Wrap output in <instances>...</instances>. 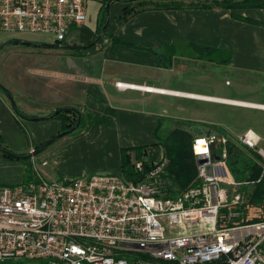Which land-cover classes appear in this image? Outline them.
I'll return each instance as SVG.
<instances>
[{"label":"built area","instance_id":"built-area-1","mask_svg":"<svg viewBox=\"0 0 264 264\" xmlns=\"http://www.w3.org/2000/svg\"><path fill=\"white\" fill-rule=\"evenodd\" d=\"M86 20L85 0H0V32L51 34L64 44ZM232 138L264 169L262 139L253 130L196 139L194 154L206 159L197 165L200 184L175 198L162 190L166 160L137 183L104 173L0 187V263L129 264L128 255L141 253L176 264H264V203L259 222L233 225L256 206L242 209V183L228 166ZM135 168L142 172L143 162Z\"/></svg>","mask_w":264,"mask_h":264},{"label":"crops","instance_id":"crops-1","mask_svg":"<svg viewBox=\"0 0 264 264\" xmlns=\"http://www.w3.org/2000/svg\"><path fill=\"white\" fill-rule=\"evenodd\" d=\"M103 1L85 0L87 20L84 25L75 27L79 32L72 31V28L69 30L64 45H84L94 39ZM94 2L101 4L95 23L91 20L88 22V4ZM196 5L186 3L181 9L170 10L148 3L142 12L120 25L125 8H131L134 4L115 1L109 9L107 34L90 48L86 57L68 56L65 59L68 68L77 66L79 72L59 71L67 76L59 79V75H55L48 88L35 83H20L17 87L0 82L11 92L23 114L30 118H47L31 121L20 118L9 99L0 92V137L7 147L19 154L35 150L22 130L23 125L29 127L39 145L60 133L61 123L48 119L59 109L72 107L94 117H103L110 107L113 114L106 117L111 125L94 124L72 144L64 145L59 150L50 149L49 160L51 166L58 167V174L62 173L59 177H82L85 169L88 172L120 173L123 148L145 146L146 160L157 164L165 160L158 139L159 117L161 113H166V104L171 105L175 100L207 108L206 111L200 108L199 112L195 109L190 116L214 129L213 132L202 129L201 133H196L198 137L218 135L216 131L219 129L231 137L242 135L247 130L256 132L251 124L241 126L240 121L236 123L235 119L220 120L217 111L228 106L264 111L263 104L219 96L213 92L189 91L174 86L172 79L176 76L184 78L187 75L183 74L188 71H191L194 79L204 77L221 65L244 72L264 73V26L233 17V14H237L264 23V10L233 11ZM114 38L116 42L112 41ZM196 47L222 51L223 56L230 57V62L220 64L203 59ZM118 84L135 87H119ZM179 109L182 113L184 108L180 105ZM256 133L262 139V148L264 139ZM73 159L79 165L73 166ZM0 161L16 163L1 153ZM21 178L15 186L25 183L23 172Z\"/></svg>","mask_w":264,"mask_h":264},{"label":"rangeland","instance_id":"rangeland-1","mask_svg":"<svg viewBox=\"0 0 264 264\" xmlns=\"http://www.w3.org/2000/svg\"><path fill=\"white\" fill-rule=\"evenodd\" d=\"M122 3V2H119ZM101 4L99 2L89 3L88 4V22L91 20L93 23L97 20V14L99 13ZM106 10V9H105ZM104 17V11L99 16L101 21ZM95 26V25H94ZM72 31L79 32V29L72 28ZM14 38L32 41L34 43H45L53 44L54 36L51 34H42V33H14V32H0V45L3 43L13 40ZM88 50L84 51H74L68 48L63 49H48V48H37L24 46L21 44H8L0 50V82L13 84L14 86L19 87L21 85L35 83L41 87H47L51 85L54 81L55 75L61 77H66L67 71L77 73L79 69L77 66L68 68L65 59L70 56L74 58L86 57ZM77 56V57H76ZM226 57V56H224ZM214 71L210 75H204V77L193 78L191 71H188L187 76L184 78H178L177 76L172 79V84L174 86H180L189 91L196 92H205V93H216L219 96H225L229 98L240 99L248 102L258 103L264 105V73H255V72H244L232 68V66H216L213 68ZM65 73H58V72ZM210 76V77H208ZM187 77V82L184 81ZM183 106V110L180 113L179 106ZM157 107V104H155ZM178 109H175V108ZM72 108V107H71ZM166 113H161L160 118V130L158 134V139L162 142L167 140L168 134L174 128H185L189 129L190 132L194 133L196 131L210 130L214 131L212 126H207L204 122L192 119V113H195V109L199 112L200 108L203 109L202 105H197L191 102H182L173 101L171 105L166 104ZM75 109V108H72ZM206 107L203 109L206 111ZM157 110V109H156ZM219 119L225 121H240V125L246 123L251 124L254 130L258 132L264 139V111L257 109H245L240 107H221L218 109ZM23 118V117H20ZM25 119V118H24ZM53 119V118H52ZM235 119V120H234ZM28 120V119H27ZM61 125L62 121L58 118ZM31 121V120H30ZM197 121V122H196ZM86 121L83 123V126L79 129H76L74 132L65 136L62 139H58L54 144H52L47 149L46 152H41L35 157H31L30 152H26V156L29 159L26 160H11L16 163H4L0 161V187H12L19 184L21 180V173L24 174V181H29L30 177L39 179H45L48 181H60L63 179H76L78 177H59L58 167L50 163V151L54 149L64 148V145L72 144L73 141L77 140L84 136V128L86 126ZM91 127V126H90ZM23 132L27 135L29 142L32 143L33 147L36 148L39 146L33 132L30 131L29 127L22 126ZM62 130V127H61ZM60 130V132H61ZM66 132V131H64ZM63 133V132H62ZM57 133L54 136L60 135ZM205 135V134H204ZM207 136V135H205ZM51 139V138H50ZM50 139L48 141H50ZM46 141V142H48ZM45 142V143H46ZM5 144V142H4ZM44 144V143H43ZM6 145V144H5ZM7 146V145H6ZM264 149V142L261 144ZM51 149V150H50ZM217 152L220 153V145L216 143ZM11 150V149H10ZM14 152V151H13ZM252 155L248 151H242L240 148L238 151H235L234 154H231L228 161V166L231 169L235 178H244L247 176L250 171L247 163H250ZM47 160L48 165L42 166V162ZM73 166L79 165L77 161L73 159L71 162ZM258 165L261 164L258 162ZM262 167V166H261ZM84 176H93L96 174H119L116 172H104V171H89L85 169ZM25 172V173H24ZM62 172V171H60ZM251 173V172H250ZM31 178V179H32ZM243 185L249 186L253 183L247 181V179L239 180ZM18 182V183H17ZM21 182V181H20ZM239 186V188L241 187ZM238 188V190H239ZM232 194V189L229 190ZM243 194V193H242ZM245 196V195H244ZM247 199L245 196L244 206L242 209L249 208ZM259 207H254L249 210V216L247 218L251 219L252 217L258 216L260 213ZM234 236H237L238 233H233ZM128 257H134V253L128 255ZM130 263V262H129ZM2 264V263H0ZM4 264H39V262H30L28 260H20L18 263L15 261H7ZM45 264V263H41ZM135 264H150V262L139 261Z\"/></svg>","mask_w":264,"mask_h":264},{"label":"trees","instance_id":"trees-1","mask_svg":"<svg viewBox=\"0 0 264 264\" xmlns=\"http://www.w3.org/2000/svg\"><path fill=\"white\" fill-rule=\"evenodd\" d=\"M112 1H119L123 3H131L134 4L131 8H125L124 15L122 19L119 21V24L122 25L125 22L129 20L133 15L138 14L142 12L147 6L148 3H152L157 5L156 7L160 9H181L186 3L189 4H197L196 6H199L201 8H211V7H219L226 10H233V11H241V10H250V9H260L264 10V0H169V1H136V2H129V0H104L103 3V11H104V17L100 21L98 25V30L94 36L93 41L100 40L99 34L106 24V21L108 19V14L106 12V4ZM233 17L236 19L254 24V25H263V22L255 21L248 18H243L242 16H239L237 14H233ZM104 34H107V30ZM13 40H20V39H13ZM11 41V40H10ZM112 41L116 42L117 40L114 38ZM11 44V43H10ZM58 50L63 48H68L69 45L64 44H58ZM196 50L198 51V55L206 59L210 62H217L220 64H229L230 57L226 56L224 57L222 54V51L205 48V47H196ZM219 57V58H218ZM2 85V84H1ZM0 92L8 99L5 92L0 89ZM72 108H62L59 109L61 112L56 115L53 119H60L62 121V130L60 133L64 131H69L72 128H74L79 119V115L81 116L80 125L77 129L81 128L83 126V123L86 121V126L84 128V132L88 131L90 126L94 124H107L111 125V121L107 119V115L113 114V109L110 107L107 108L106 114L103 117H94L90 113H84L81 110L76 109L79 111V115L76 113H73L71 111ZM13 110L17 116L23 117L25 119L29 120H46L41 118H30L27 115L23 114L19 108L13 107ZM48 119H52L48 117ZM201 133V131H199ZM198 131L192 133L189 131V129L185 128H174L168 135L167 140L162 142V140H159V143L162 145L164 150V157L167 161L166 167L164 169V173L162 174V190L166 193L168 198H175L182 192L192 188L196 187L200 184V180L198 178V171H197V157L194 154L193 145L194 141L196 139L205 138V137H198L196 133H199ZM210 132V131H209ZM219 136H226V133L223 130H217L216 131ZM68 133L67 135H69ZM211 134V133H210ZM208 134V135H210ZM66 135V136H67ZM65 137V136H64ZM64 137H59V135L54 136L50 139V141L41 144L35 148V150L41 149V152H44L52 144H54L58 139H62ZM231 137V136H230ZM51 142V143H49ZM241 149L242 151H248L252 157L250 160V163H247V166L249 167L250 171L249 174L245 176L244 178H236V180H243L247 179L250 183L252 182V185L249 186H241L239 188V191L243 193L246 196L247 204L249 205H255L259 207L264 203V169L262 166V163L260 162L261 159L258 157L256 153L253 151L247 149L246 147L240 145L236 140L233 138L228 144V150H229V159L231 154H234L235 151H238V149ZM34 150V151H35ZM146 147H131V148H123L121 149V172L119 173L122 177H124L128 181H134V182H142L146 176V174L153 169L154 164L150 163L146 160ZM0 153L9 160H26L29 159L26 154H19L17 152H13L10 150L5 144L3 139L0 137ZM15 154L20 156V158H13L11 155ZM137 161H142L144 164V169L142 172H139L135 168V163ZM258 162L261 164V166L258 165ZM251 172V173H250ZM30 177L28 180L33 181L37 180V178ZM27 181V182H29ZM260 218L258 217H252L251 219L247 218L246 215L242 216L239 219H236L235 223L233 225H241V224H255L259 222ZM129 264H135L139 261H145L150 262V264H176L171 262H165V261H157L151 259L148 255L141 254V253H135L134 257L130 258L128 257Z\"/></svg>","mask_w":264,"mask_h":264},{"label":"water","instance_id":"water-1","mask_svg":"<svg viewBox=\"0 0 264 264\" xmlns=\"http://www.w3.org/2000/svg\"><path fill=\"white\" fill-rule=\"evenodd\" d=\"M136 1H143V0H129V2H136ZM146 1H169V0H146ZM112 4V1H109L107 4H106V12L107 14L109 15V9H110V6ZM108 24H109V19L107 20L106 24L104 25V27L102 28L100 34H99V38H101L105 31L107 30L108 28ZM21 44V45H24V46H30V47H37V48H48V49H56L58 48V44L56 43H53V44H45V43H34V42H30V41H24V40H11V41H7L5 43H3L2 45H0V50L8 45V44ZM97 43V41H93L91 44L89 45H69L68 46V49L70 50H74V51H84V50H88L90 48H92L93 46H95ZM0 89L3 90L6 94V96L8 97L9 101L11 102V105L15 108L16 107V102L11 94L10 91H8L3 85H1L0 83ZM71 111L73 113H76L79 115V111H77L76 109H71ZM61 112V110H57L56 112H54V114L50 117V118H54L56 115H58L59 113ZM80 120H81V116L79 115V119H78V123L77 125L72 128L71 130L69 131H66V132H63L59 135V137H64L66 136L68 133H72L74 132L80 125ZM51 143V142H49ZM213 146V145H212ZM213 148V147H212ZM205 148L203 147L202 150H204ZM41 149H38V150H35L31 153V157H35L37 154L41 153ZM13 158L17 159V158H20V156L18 155H15V154H12L11 155ZM213 158L215 161H219L220 160V157H218L217 155H213ZM206 159H198L197 160V165H200L202 163L205 162Z\"/></svg>","mask_w":264,"mask_h":264},{"label":"bare ground","instance_id":"bare-ground-1","mask_svg":"<svg viewBox=\"0 0 264 264\" xmlns=\"http://www.w3.org/2000/svg\"><path fill=\"white\" fill-rule=\"evenodd\" d=\"M149 91H153V89H151V90H149ZM201 143H203V142H201ZM203 149V147L202 148H200L199 150H202Z\"/></svg>","mask_w":264,"mask_h":264},{"label":"flooded vegetation","instance_id":"flooded-vegetation-1","mask_svg":"<svg viewBox=\"0 0 264 264\" xmlns=\"http://www.w3.org/2000/svg\"><path fill=\"white\" fill-rule=\"evenodd\" d=\"M89 44H91V43H89ZM89 44H84V45H89Z\"/></svg>","mask_w":264,"mask_h":264}]
</instances>
